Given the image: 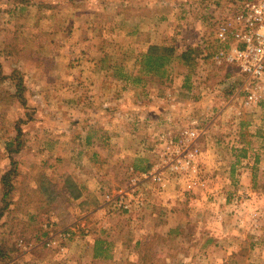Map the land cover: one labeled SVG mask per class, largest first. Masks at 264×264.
<instances>
[{
	"label": "rangeland",
	"instance_id": "rangeland-1",
	"mask_svg": "<svg viewBox=\"0 0 264 264\" xmlns=\"http://www.w3.org/2000/svg\"><path fill=\"white\" fill-rule=\"evenodd\" d=\"M239 4L0 0V179L18 161L0 223L10 264H264V97L246 104L247 77L214 59ZM152 45L199 53L163 76L138 63ZM165 201L179 204L166 223Z\"/></svg>",
	"mask_w": 264,
	"mask_h": 264
},
{
	"label": "built area",
	"instance_id": "built-area-1",
	"mask_svg": "<svg viewBox=\"0 0 264 264\" xmlns=\"http://www.w3.org/2000/svg\"><path fill=\"white\" fill-rule=\"evenodd\" d=\"M215 38L219 44L214 55L215 61L220 65L237 67L250 84L246 104L258 102L264 97V0H240L239 9L232 16L218 22ZM183 135L193 139L198 137L195 129L185 130ZM196 155L197 151L191 152L189 157L192 159ZM189 157H186L183 164L189 163ZM182 166L177 164L174 168ZM142 177L162 180L161 173L151 169L146 170ZM125 198L123 190L117 193L120 204L129 208Z\"/></svg>",
	"mask_w": 264,
	"mask_h": 264
},
{
	"label": "trees",
	"instance_id": "trees-1",
	"mask_svg": "<svg viewBox=\"0 0 264 264\" xmlns=\"http://www.w3.org/2000/svg\"><path fill=\"white\" fill-rule=\"evenodd\" d=\"M194 51V50H193ZM191 48L189 50L178 53L176 48L173 45H152L146 52L140 54V59L138 63L140 68L146 73H154L165 75L167 72V65L172 62L173 59H182L188 58V55L193 54L192 59L194 60L199 51L195 50L193 52ZM126 78H129V75L124 74ZM0 77H3L2 64L0 63ZM9 77L13 80L16 91L12 94L14 98H18L19 101L26 105L28 103V97L26 95V86L24 84L23 77L18 70H13L12 74ZM141 77H137L134 81L140 82ZM23 131L20 126L17 127V135L16 137L7 143V148L12 153H17L21 148V140H22ZM17 142V144H16ZM14 144H16L14 146ZM246 155V154H244ZM17 166L18 161L15 158H11V165L8 169H6L1 175V185H2V205L0 206V223L2 217L5 214L6 209L11 204V196L13 191L15 190V185L13 180L17 175ZM81 195L76 194L75 198H79ZM107 250V249H106ZM12 256L9 255V250L5 248L0 239V260H2V264H10L9 261Z\"/></svg>",
	"mask_w": 264,
	"mask_h": 264
},
{
	"label": "crops",
	"instance_id": "crops-1",
	"mask_svg": "<svg viewBox=\"0 0 264 264\" xmlns=\"http://www.w3.org/2000/svg\"><path fill=\"white\" fill-rule=\"evenodd\" d=\"M81 202H85V200H82ZM80 202V203H81ZM90 202V201H89ZM87 203V202H86ZM90 203H88V205H89ZM92 204V203H91ZM164 205L162 206V207H160L161 208V213L163 214V213H165V216H166V221H165V223L167 222V215H169V213H172L173 212V207H176L177 206V204L175 203V202H171V203H169V202H167V201H165L164 203H163ZM166 206V207H165ZM178 206H179V204H178ZM177 206V207H178ZM96 207L94 206V209H95ZM93 209V210H94ZM151 213L153 214V215H155V213H156V207L154 206V208L151 210ZM166 256V260L167 261H165V259H163V262L165 263V262H170V258H168L170 255H168V254H166L165 255ZM166 264H168V263H166Z\"/></svg>",
	"mask_w": 264,
	"mask_h": 264
}]
</instances>
